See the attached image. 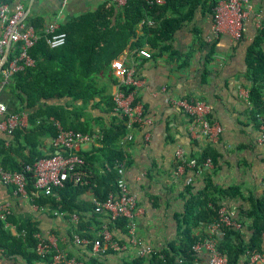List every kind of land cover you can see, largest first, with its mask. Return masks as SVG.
Returning a JSON list of instances; mask_svg holds the SVG:
<instances>
[{"label": "crops", "instance_id": "crops-1", "mask_svg": "<svg viewBox=\"0 0 264 264\" xmlns=\"http://www.w3.org/2000/svg\"><path fill=\"white\" fill-rule=\"evenodd\" d=\"M104 1L68 0L61 9L60 0H33L24 20L30 15H38L43 26L53 20L59 25L71 16L95 9ZM209 1L206 0L207 3ZM250 3L253 12L264 15V0H250ZM209 26L210 13L205 11L201 14L197 10L191 22L174 32L171 39V49L175 51L173 55L167 51L157 53L155 49L145 46L151 52L150 58L132 56L136 62V75L140 79L136 95L145 112L151 116L152 123L147 140H143L142 130H134L130 141H118L116 145L125 153L124 178L136 198L135 232L156 251L166 247L169 242L177 244L181 237L179 223L184 202L200 191L206 180L222 188H238L239 195L221 201L232 218L240 217L243 223L240 239L243 242L249 237L251 220L241 214L251 208L252 200L264 195V144L256 142L264 112L253 104L248 92L246 96L239 93L240 88L248 91L250 83L246 77V53L260 28L254 16L250 15L239 40L234 41L223 34L210 45L202 44V38L209 33ZM192 27L196 32H192ZM129 53L130 50L121 56L128 58ZM102 80L106 84V92L110 94L115 84H108L105 77ZM258 92L259 100L264 104V92L262 89ZM18 93L19 89L5 86L0 92V99L8 110L26 112L20 108ZM169 96L208 103L209 119L221 126L218 139L210 143L205 139L190 138L188 118L166 101ZM99 107L86 108V115L78 118L79 122L85 120L92 132L105 129L121 118L112 109L107 110L105 105L100 104ZM22 127L27 129V120ZM25 132L15 137L12 134L11 144L4 147L10 162L19 164L35 155L42 157L54 152L52 136L48 132ZM5 138L9 137L0 135V140ZM31 143H36L34 149ZM97 146H100L99 143L94 141L81 145L78 150L89 151ZM177 147L197 159L203 151L212 154L213 167L210 170L178 168L174 157ZM97 169L101 172L100 167L97 166ZM92 198L90 190L77 195L82 202H91ZM4 200L11 203L10 219L4 222V227L11 234H16L17 226L29 223L41 235L47 232L56 234L59 246L76 258L84 261L93 256L85 245L72 241L73 234L77 233L74 231L76 225L70 221V214H56L47 203L38 205L31 196L14 197L10 186L0 184V201ZM80 215L81 233H94V222L98 219H92L90 212H80ZM192 233L202 234L204 229L198 225L192 229ZM113 235L125 239L119 231L115 230ZM261 236L264 247V231ZM133 250L106 253L95 258L98 264H122L123 259L130 258ZM0 264L52 263L38 258L26 260L18 254L6 256L0 249ZM193 264H207L204 252L194 254Z\"/></svg>", "mask_w": 264, "mask_h": 264}, {"label": "trees", "instance_id": "trees-1", "mask_svg": "<svg viewBox=\"0 0 264 264\" xmlns=\"http://www.w3.org/2000/svg\"><path fill=\"white\" fill-rule=\"evenodd\" d=\"M11 1L0 0V3ZM215 1L210 0L207 3L206 0H163L160 4L148 5L143 0H127L125 5L116 7L109 0H105L95 9L71 16L60 23L57 31L65 33V41L55 48H50L45 43L41 17L28 16L25 20L34 27L40 37L28 50L33 64L14 72L6 84L19 89L20 93L16 96L21 103L20 108L27 112V129L16 127L12 133L13 137L25 131L26 134L48 132L54 136L52 120H57L63 128L91 133L92 130L87 128L86 121L79 122L78 118L86 115V108H100V104L105 105L107 110L112 109L110 94L106 92V84L102 80L105 77L108 84L117 83L111 72V61L128 50L142 46L155 49L157 53L167 51L173 55L175 51L171 49V39L174 32L191 22L197 10L201 14L205 11L210 13ZM148 19L153 22L151 25L147 24ZM192 32H196L194 27ZM246 77L250 83L249 99L264 112V104L259 100L258 92L262 89L264 81V27L258 30L248 46ZM50 100L56 101L49 102ZM96 132L101 134L100 139L96 140L100 146L89 151H78L84 160L82 167L87 175L85 183L73 184L67 181L62 187L53 188L58 198L36 193L32 189L31 180L26 187L36 204L47 203L51 209H57L63 214H76L78 223L74 231L79 237L84 236L89 240L95 236L99 227L100 215L94 211L92 201L82 202L77 199V195L90 190L93 198L101 201L109 191L114 190L115 163L125 160V153L116 145L126 133L123 117L117 123ZM11 142L12 136L0 140L2 168L19 170L23 163L32 162L40 157L35 155L19 164L10 162L4 147H8ZM35 145L36 143H31V148L34 149ZM205 156H210L214 163V156L206 151L201 152L198 160ZM97 166L101 168V172ZM237 195L239 191L235 186L222 188L206 180L204 187L196 194L190 195L184 202L179 223L181 237L177 244L169 242L163 249L146 257L137 256L133 250L130 258L123 259L122 264H193L194 254L190 247L205 233L194 235L192 229L201 221L209 222L216 218L217 209L223 205L222 199ZM80 212H90L92 219H98L94 222L96 228L94 233L89 231L86 234L81 233ZM241 215L251 220L247 241L243 242L240 239L243 223L238 217L235 220L239 227L224 228L216 244L217 249L226 256L227 264H243L248 250L264 252L261 236L264 231V195L252 200L251 208ZM108 228L114 239L126 242L124 219L110 221ZM115 230L121 232L125 239L113 235ZM36 231L35 227L27 223L17 226L16 234H11L0 220V249L6 256L18 254L26 260L38 258L50 261V256L40 258L34 253L33 233ZM85 246L90 251V245ZM129 249L132 248L129 246L121 252H127ZM106 253L120 251L113 252L107 249L103 253L93 254L84 260L83 264H98L99 261L95 257Z\"/></svg>", "mask_w": 264, "mask_h": 264}, {"label": "built area", "instance_id": "built-area-1", "mask_svg": "<svg viewBox=\"0 0 264 264\" xmlns=\"http://www.w3.org/2000/svg\"><path fill=\"white\" fill-rule=\"evenodd\" d=\"M114 6L121 7L127 0H109ZM146 4H160L163 0H143ZM68 0H60V8H64ZM27 0H12L10 3H0V92L9 82L11 75L22 70L25 66L33 64L28 50L40 37L34 27L24 20V8ZM253 15L259 28L264 27V15L253 12L250 0H216L210 11L209 33L202 38L204 44H211L220 35H227L236 41L241 38L244 24L248 16ZM148 25L153 22L146 21ZM59 25L56 21H50L43 26V37L50 48L61 46L65 41V33L57 31ZM10 55V57H9ZM132 56L150 58L151 52L145 46L130 50L129 57L120 56L111 61V72L116 77L117 83L110 92L112 110L118 113L124 120L126 133L120 141H130L134 130H142L143 140L149 138V128L152 118L145 112L142 102L136 95V88L140 79L136 75V62ZM264 92V81L262 84ZM246 89H239L243 96L247 95ZM166 101L179 109L187 118V131L190 138L205 139L214 143L221 132V126L211 119L208 114L210 106L203 100H194L186 97H167ZM27 113L25 111H11L0 99V135L10 137L16 127L26 124ZM54 136L51 145L54 152L51 155L42 156L32 162L23 163L19 170H8L0 166V184L10 186L11 193L17 198H27V183L31 180L32 189L44 196L53 195V188H60L67 181L85 183L87 176L83 170L84 160L78 154L81 145L89 144L100 139L98 132H81L63 128L57 120H52ZM260 133L256 142L264 144V120L260 122ZM174 157L178 168L208 169L213 165L211 158L205 156L202 160L190 157L180 148L174 150ZM124 162L115 163V187L107 193L106 197L97 201L92 198L93 209L99 213V227L95 236L89 240L73 234L72 241L77 245H90L93 254L103 253L110 249L113 252H121L129 246L139 257H146L154 253L149 245L145 244L135 232V216L137 213L135 195L130 192L124 178ZM12 213L11 203L8 200L0 201V220L6 222ZM54 213H63L54 210ZM72 224L78 223V217L74 213L69 215ZM117 218L125 221L126 242H119L112 237L108 223ZM205 235L195 241L190 249L193 254L204 252L207 264H227L226 256L217 247V241L223 234V229L230 227L237 229L239 223L232 218L224 206L217 209L216 218L209 222H199ZM35 244L34 253L40 258L50 256L52 264H83V261L69 254L58 244V237L52 232L41 235L33 233ZM243 264H264V252L248 250Z\"/></svg>", "mask_w": 264, "mask_h": 264}, {"label": "water", "instance_id": "water-1", "mask_svg": "<svg viewBox=\"0 0 264 264\" xmlns=\"http://www.w3.org/2000/svg\"><path fill=\"white\" fill-rule=\"evenodd\" d=\"M32 1H33V0H28L27 6H26V9H25L24 17L26 16V14H27V12H28V10H29V8H30V5H31Z\"/></svg>", "mask_w": 264, "mask_h": 264}]
</instances>
